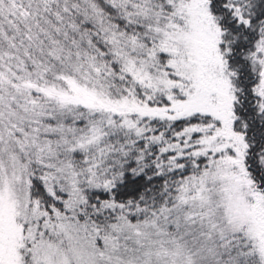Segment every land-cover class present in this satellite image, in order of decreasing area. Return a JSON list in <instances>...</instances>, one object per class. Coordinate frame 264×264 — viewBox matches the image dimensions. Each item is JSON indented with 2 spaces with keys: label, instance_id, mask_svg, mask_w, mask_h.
<instances>
[{
  "label": "snow or ice",
  "instance_id": "6c2138e0",
  "mask_svg": "<svg viewBox=\"0 0 264 264\" xmlns=\"http://www.w3.org/2000/svg\"><path fill=\"white\" fill-rule=\"evenodd\" d=\"M0 264H264V0H0Z\"/></svg>",
  "mask_w": 264,
  "mask_h": 264
}]
</instances>
